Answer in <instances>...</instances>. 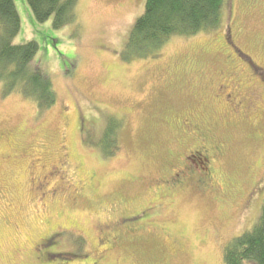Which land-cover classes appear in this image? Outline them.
<instances>
[{"label": "rangeland", "instance_id": "374dc122", "mask_svg": "<svg viewBox=\"0 0 264 264\" xmlns=\"http://www.w3.org/2000/svg\"><path fill=\"white\" fill-rule=\"evenodd\" d=\"M13 1V43H37L56 102L39 112L0 87V264H224L225 246L254 226L264 201V0H226L218 29L170 37L157 56L129 61L145 0H78L60 29ZM225 82L260 101L230 111L216 96ZM109 124L115 145L104 157L95 144ZM199 144L213 188L158 190ZM62 150L75 178L49 177ZM112 233L122 239L109 246Z\"/></svg>", "mask_w": 264, "mask_h": 264}, {"label": "trees", "instance_id": "16d2710c", "mask_svg": "<svg viewBox=\"0 0 264 264\" xmlns=\"http://www.w3.org/2000/svg\"><path fill=\"white\" fill-rule=\"evenodd\" d=\"M34 19L45 23L53 17L60 29L74 21L78 0H26ZM226 0H145L143 13L134 22L126 44L124 59L157 56L170 37H191L201 31L218 29ZM20 30V18L13 0H0V87L2 96L18 93L32 101L40 112L53 106L56 95L47 74L35 62L38 45L31 41L13 43ZM104 157L113 155L115 134L109 124L96 142ZM224 264L250 261L264 264V201L254 226L232 239L223 251Z\"/></svg>", "mask_w": 264, "mask_h": 264}, {"label": "flooded vegetation", "instance_id": "af4514ba", "mask_svg": "<svg viewBox=\"0 0 264 264\" xmlns=\"http://www.w3.org/2000/svg\"><path fill=\"white\" fill-rule=\"evenodd\" d=\"M252 70L256 69L252 64L250 65ZM259 70V69H258ZM263 71V70H262ZM217 94L221 100L224 102V105L230 110L236 112L240 109L243 104L249 109L255 108L257 102L260 101L258 99V95L255 93H249L246 97H241L239 95V85L232 84L229 82L221 83L216 88ZM201 141H205L204 138L200 139ZM185 160L187 161V165L180 164L174 167V171L172 174L168 176L166 179H161V184L158 186V190L162 189H177L182 188L186 184L192 183L194 187H196L200 192L207 191L212 189L215 185L216 175L214 168L211 163L210 152L204 144L195 145L193 148L189 149L185 154ZM196 169H199L202 173L199 174V178L194 180ZM68 175L72 178H75V170L71 167L69 162L67 161V154L64 150H62V161L59 163L58 167H54L53 170L49 173V177L56 174ZM47 177H41L39 182V187L47 184ZM192 179L195 182H192ZM57 190L55 188L46 191L48 193V197L55 195ZM115 212L113 208L104 209V213L107 215H112ZM132 215L119 219L120 224L122 226H131L132 223H128V218H131ZM137 219L135 217L132 220ZM136 225V224H135ZM109 224L102 223V221H98L97 229L101 235H104L105 230H109ZM130 231V230H129ZM131 232V231H130ZM111 233V231L109 232ZM104 237V236H103ZM122 238L118 236L116 233H112L108 239L107 244L109 246H113L119 244ZM95 264V263H91Z\"/></svg>", "mask_w": 264, "mask_h": 264}]
</instances>
